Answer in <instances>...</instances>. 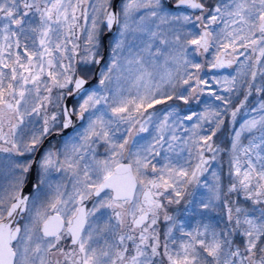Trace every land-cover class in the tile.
I'll use <instances>...</instances> for the list:
<instances>
[{
  "label": "rangeland",
  "instance_id": "obj_1",
  "mask_svg": "<svg viewBox=\"0 0 264 264\" xmlns=\"http://www.w3.org/2000/svg\"><path fill=\"white\" fill-rule=\"evenodd\" d=\"M102 1L106 0H89L93 19L102 15ZM161 1L119 3L120 25L110 37L107 63L99 71L98 81L74 102L73 109L85 119L73 137L83 149L88 144L91 150L77 152L79 159L87 152L78 176L86 182L79 181L67 201L87 197L125 157L138 179L139 194L156 182L171 196L169 205L158 202L154 206L152 219L135 233L138 246L147 247L142 248L141 259L153 255V244L162 251L160 238L152 239L156 225V230L164 229L173 264H264V99L257 96L251 101L246 94L248 86L264 91V59L254 65L264 51V39L249 52L264 0H224L207 11L204 25L212 42L205 60L201 59L204 53H199L198 22L189 12L172 11ZM44 15L49 19L50 13ZM36 23L39 25L29 23V32ZM94 42L96 51L100 48L97 36ZM54 44L60 47L56 39L41 45L30 40L32 64L15 71L19 79L13 96L24 93L26 102L18 101L12 107L36 123L28 130L45 123L41 115L48 103L33 96L44 93V85L48 86L39 74L45 72L50 54L43 49L52 52ZM226 48L240 60L228 70H213L214 60ZM53 61L54 70L49 73L61 90L64 77L62 72L61 78L55 77L57 61ZM202 64L207 65L205 71ZM243 89L246 98L237 101ZM1 93L0 130H6L9 109ZM62 95L56 92L55 104L48 105L50 117L59 113L56 107ZM175 97L182 103L165 101ZM10 110L15 116L14 109ZM16 126L14 123L13 128ZM188 185L192 189L184 202L181 197ZM122 206L126 212L119 209ZM140 209V203L127 205L107 195L95 200L93 212L99 214H94V222L102 218L115 224V228H107L111 251L123 238L117 235L122 218L131 219ZM35 217L32 211L25 216L22 236H34Z\"/></svg>",
  "mask_w": 264,
  "mask_h": 264
},
{
  "label": "flooded vegetation",
  "instance_id": "obj_2",
  "mask_svg": "<svg viewBox=\"0 0 264 264\" xmlns=\"http://www.w3.org/2000/svg\"><path fill=\"white\" fill-rule=\"evenodd\" d=\"M112 1H102L103 13L96 19H93L89 13V0H64V2L62 0H0V88L3 89L2 93H0L5 98L2 101L5 104V108L9 109L5 115L8 122L6 130H0V224L7 219L12 203L16 200L25 183L29 181L32 173L34 180L30 183L33 188L29 192L26 209L19 219L20 232L17 239L11 241L13 228L10 231L7 227L8 225H0L3 235L10 241V245H12L14 253L13 264H163L164 262L165 264H173L172 259L168 255V239L165 237L163 227L156 230L157 226L155 225V232L152 237L153 240L160 238L161 245H159L162 251L156 250L157 247L153 244L154 249L150 248L153 255L148 256L147 260L141 259L142 248L146 246H138L139 241L135 237L136 231H139L141 227L147 224L146 222L152 219L154 206L158 202H161L163 205H169L168 202L171 200V196L166 195L168 189L164 186H158L154 182L150 186L151 189L146 187L139 194L138 179L134 170L133 173L137 180V187L131 200L127 198H115L112 189H100L104 179L114 171V168L119 163L129 162L125 157L113 165L111 172L102 178L101 182L96 188L92 189V193L87 197L84 195L80 200L71 203L67 201L68 196L71 198V194L73 193L71 191L72 188L73 190L77 189L76 185L79 181L86 182L85 178L79 179L78 176L82 173L81 169L85 167L83 163H85L87 152L84 154L85 157L80 159L77 156V152L85 149L88 151L89 148L88 144H86V148L83 149L81 144L77 142V139L73 137L78 130L62 132V103L66 94L72 90L75 77L80 75L85 79H90L94 74L95 66L99 64L100 71L107 63L109 48L111 46L109 41L110 37L114 34L108 38V50L106 55H104L105 57L101 61L99 59L102 57L104 49L102 36L106 31L104 19ZM176 1L172 0V2ZM197 1L204 5V8L198 12L188 9H175L166 5L165 2L163 4L172 11L189 12L195 21L198 22L202 38V30L206 32L204 20L207 11L211 10L216 2L224 0ZM246 1L247 3H253L252 0ZM68 2L70 4L66 5ZM47 12L48 14L50 13V16L46 20L44 13L46 14ZM258 18V25L253 32L252 43L250 44L251 48H249L250 54L256 49L257 43L264 39V11L263 15ZM30 22L39 23V25L36 23V28L35 26L31 28L33 29L32 32H29L28 29L30 28ZM96 36L100 48L94 51V38ZM206 37V40L202 41V43L200 38L198 43L200 55L202 52L204 53L203 56L201 55V59L204 57L203 60L208 55L207 50H210L212 42L207 32ZM53 39H56V42L60 43V47L54 44L52 52H49V49H43L44 47L40 48L48 54L50 53L46 59L45 72L39 74L40 79L48 81V86L44 85L47 91L44 90V93L41 92L39 96L33 97L40 98L44 102H47L48 105L51 104L53 106L56 102L54 99L55 93H63L56 107V109H59V113L50 117V112L47 111L49 106H45L47 110L43 112V116L41 115V118L44 117V126L42 128H34L35 126H32V130H28L29 128L27 127L30 124L36 123L29 121L26 113L25 117H21L18 115L17 107H12V104L18 101L26 102L24 101V93H17L16 96H13L15 80L19 79L15 71L19 72L24 69L25 64H32L28 56L30 40L33 41L34 45H39V43L41 45L45 41L49 42ZM219 57L221 58V62L215 65ZM239 57L233 53H228L227 48L222 49L216 60H214L213 70H228L233 65H237L240 60ZM263 59L264 51L260 52V56L254 59V65L256 66ZM53 60L57 61L56 69L58 74L55 77L61 78L60 76L58 77L60 72H62L61 74L64 77L63 81L65 85L63 84L64 88L61 90L57 88L61 85L57 86L56 83L54 84L53 76L49 73L50 69L54 70L55 63ZM202 65V70L205 71L207 65ZM59 82H61L60 79ZM74 102L76 101L74 100L72 103L73 108ZM11 108L14 109L13 113L15 112V116L12 114ZM41 112L42 110H40V114ZM14 123L17 125L15 128H13ZM51 135L52 137L47 140L38 152L44 140ZM63 139L64 142L61 143ZM79 155L81 156V154ZM74 156L78 157L77 160L79 161H76L77 164L74 162ZM34 162L35 165L33 166ZM64 188L66 190L69 189L65 191ZM147 189L152 191V198L150 200L152 203L149 206L150 213L142 225H135L134 222L137 216L147 208L145 202L147 203L148 200L142 196L143 191ZM80 191L82 190L80 189ZM190 192H188L187 199ZM103 195L110 196L111 199L124 202L127 205L140 203V206L143 208L142 211L141 209L139 212L135 211L131 219L126 215L122 218V222L120 225L118 224L120 229L118 228L117 235L123 238L120 240V243L118 242V248L112 251L109 248L108 241L110 240V234L107 228L109 230L112 227L115 228V224H108L102 218L98 219V222H94V214L98 215L99 212L103 211L99 207L98 210L100 211L94 213V202L96 199L98 200L100 197H103ZM82 205H85V224L79 237H77L71 231L74 227V217ZM122 207L119 209L126 212L127 208ZM31 211L36 215L33 223L34 232L32 233L34 236H22L25 226V216L29 212L31 213Z\"/></svg>",
  "mask_w": 264,
  "mask_h": 264
},
{
  "label": "water",
  "instance_id": "obj_3",
  "mask_svg": "<svg viewBox=\"0 0 264 264\" xmlns=\"http://www.w3.org/2000/svg\"><path fill=\"white\" fill-rule=\"evenodd\" d=\"M119 2L120 0H113L112 4L105 16L104 22L106 26V31L103 36V55L99 59L101 61L106 55L108 50V38L112 34H115L118 31L119 25H120V10H119ZM166 5L175 8V9H188L193 12H198L202 8H204V5H202L197 0H177L176 2H172V0H164ZM206 32L205 30H202V41L206 40ZM220 57L216 60L215 65H218L220 61ZM220 69V68H219ZM99 78V64L95 66L94 74L90 79H85L84 77H81L78 75L75 77L74 83L72 85V90L69 91L66 94V97L64 98V101L62 103V113H63V120H62V132H69L72 130H76L81 123L84 121V115L83 113H75L73 109V101L78 99L81 95H83L86 91H88L93 83H95ZM52 137H47L42 145L40 146L38 152L41 150L42 146L47 142V140ZM206 158L204 159L205 162ZM203 162V163H204ZM202 163V165H204ZM35 165V162L33 163V166ZM33 173L31 174V178L28 182L25 183V185L20 190L16 200L12 203L9 212L8 217L5 221L1 222L0 225L7 226L10 231L13 228V237L11 241H14L17 239L19 232H20V224L19 219L22 217V213H24L26 209V202L29 196V192L33 188V186L30 184L33 182L32 178ZM31 180V181H30ZM137 187V180L133 173L132 164L130 162H121L117 165V167L114 168V171L107 176L100 189L103 188H109L113 190V196L115 198H127L132 199L135 194V190ZM151 190L147 189L143 191V198H146L148 201L145 204L147 205V208L145 211H143L140 215L137 216L135 219L134 224L135 225H142L145 220L148 218L150 213V205H151ZM85 224V205H82L78 212L76 213V216L74 217V223L72 228V234H76L77 237H79L83 226ZM0 264H13L14 262V253L12 249V245H10V241L6 239V237L3 235L2 227H0Z\"/></svg>",
  "mask_w": 264,
  "mask_h": 264
},
{
  "label": "trees",
  "instance_id": "obj_4",
  "mask_svg": "<svg viewBox=\"0 0 264 264\" xmlns=\"http://www.w3.org/2000/svg\"><path fill=\"white\" fill-rule=\"evenodd\" d=\"M249 87V89H247L248 90V92L246 93V91L247 90H245V89H243L242 90V92L239 94V96H238V100L237 101H240V100H242V98L244 99V97L246 98V95H245V93L246 94H248L247 95V97H249V96H251V101L254 99V98H257V96L258 97H262L263 99H264V91L262 90V91H260V92H257V89H255L253 86H248ZM165 101H167V103H168V101H172V102H179V103H182L181 101V99L180 98H177V97H175V98H171L170 100H165ZM166 103V104H167ZM157 106L158 105H161L160 103L159 104H156ZM225 179V178H224ZM191 189H192V186H190V185H188V187H187V191H185V192H183L182 193V199L181 200H183L184 202L186 201V199H187V197H188V192H190L191 191ZM225 189V188H224ZM234 193H233V191H232V189H231V193H229V196H230V199L232 200L233 198H234Z\"/></svg>",
  "mask_w": 264,
  "mask_h": 264
}]
</instances>
